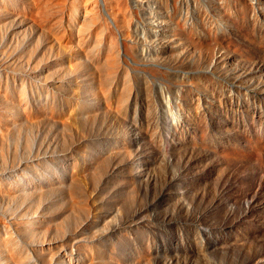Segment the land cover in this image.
Returning <instances> with one entry per match:
<instances>
[{"label": "rangeland", "instance_id": "1", "mask_svg": "<svg viewBox=\"0 0 264 264\" xmlns=\"http://www.w3.org/2000/svg\"><path fill=\"white\" fill-rule=\"evenodd\" d=\"M0 264H264V0H0Z\"/></svg>", "mask_w": 264, "mask_h": 264}, {"label": "bare ground", "instance_id": "2", "mask_svg": "<svg viewBox=\"0 0 264 264\" xmlns=\"http://www.w3.org/2000/svg\"><path fill=\"white\" fill-rule=\"evenodd\" d=\"M46 7V9H47V6H45Z\"/></svg>", "mask_w": 264, "mask_h": 264}]
</instances>
